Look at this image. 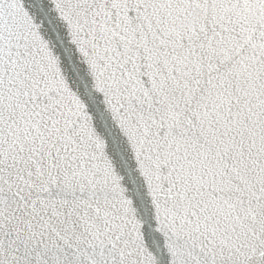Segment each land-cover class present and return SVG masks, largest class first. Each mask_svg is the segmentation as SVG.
<instances>
[{"label":"snow or ice","instance_id":"obj_1","mask_svg":"<svg viewBox=\"0 0 264 264\" xmlns=\"http://www.w3.org/2000/svg\"><path fill=\"white\" fill-rule=\"evenodd\" d=\"M0 264H264V0H0Z\"/></svg>","mask_w":264,"mask_h":264}]
</instances>
